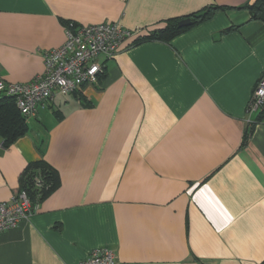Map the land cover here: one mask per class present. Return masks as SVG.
Returning a JSON list of instances; mask_svg holds the SVG:
<instances>
[{
  "label": "crops",
  "instance_id": "1",
  "mask_svg": "<svg viewBox=\"0 0 264 264\" xmlns=\"http://www.w3.org/2000/svg\"><path fill=\"white\" fill-rule=\"evenodd\" d=\"M250 1L0 0L4 82L43 71L44 50L65 39L62 19L150 33L227 7L168 41L125 40L98 57L100 79L56 94L25 135L0 141V202L31 161L59 174L27 219L0 232V264H78L100 246L119 264L264 263V116L242 143L264 72V22L237 8Z\"/></svg>",
  "mask_w": 264,
  "mask_h": 264
},
{
  "label": "built area",
  "instance_id": "2",
  "mask_svg": "<svg viewBox=\"0 0 264 264\" xmlns=\"http://www.w3.org/2000/svg\"><path fill=\"white\" fill-rule=\"evenodd\" d=\"M148 34L143 28H126L115 21L71 26L64 25L65 39L59 46L43 52V71L26 82L0 81V93L10 95L19 111L34 116L56 94L79 92L84 84L96 82L102 70L98 57L111 58L125 40ZM264 104V72L253 88L249 110ZM25 190L18 189L8 201L0 202V232L16 227L36 209ZM107 246L91 250L78 264H119Z\"/></svg>",
  "mask_w": 264,
  "mask_h": 264
},
{
  "label": "trees",
  "instance_id": "3",
  "mask_svg": "<svg viewBox=\"0 0 264 264\" xmlns=\"http://www.w3.org/2000/svg\"><path fill=\"white\" fill-rule=\"evenodd\" d=\"M227 7L219 6L216 4H208L191 12L190 14L180 17L168 18L165 20L164 25L160 28L151 30L150 33L136 37L133 41L135 44L139 41L158 39L163 41L170 40L176 34L184 31L193 25H197L208 18L214 13L220 10H224ZM238 9H246L253 19H258L259 13L264 9V0H253L247 2L241 6H237ZM182 18H189L190 24L187 26H179L178 21ZM64 25L77 26L76 23L69 20H61ZM103 76L101 71L97 75V79ZM77 93V92H75ZM75 93H72L75 95ZM87 106L89 103H85ZM264 116V104L258 109L257 118L254 122L249 123L246 126L242 143H245L252 133L253 125L255 122L260 121ZM28 116L23 115L16 106L15 100L10 95L0 93V141L4 147H8L18 137L25 135L28 131ZM57 170L43 158L29 162L24 169L19 173V185L18 189L25 190L28 198L32 204L39 203L44 196L50 193L59 185V174ZM264 264V263H263Z\"/></svg>",
  "mask_w": 264,
  "mask_h": 264
},
{
  "label": "water",
  "instance_id": "4",
  "mask_svg": "<svg viewBox=\"0 0 264 264\" xmlns=\"http://www.w3.org/2000/svg\"><path fill=\"white\" fill-rule=\"evenodd\" d=\"M258 19L264 22V9L259 13ZM189 24H190L189 18H182L181 20L178 21L179 26H187Z\"/></svg>",
  "mask_w": 264,
  "mask_h": 264
},
{
  "label": "rangeland",
  "instance_id": "5",
  "mask_svg": "<svg viewBox=\"0 0 264 264\" xmlns=\"http://www.w3.org/2000/svg\"><path fill=\"white\" fill-rule=\"evenodd\" d=\"M31 120H32L31 116H28V122H30Z\"/></svg>",
  "mask_w": 264,
  "mask_h": 264
}]
</instances>
